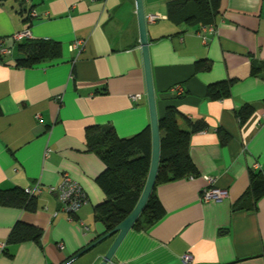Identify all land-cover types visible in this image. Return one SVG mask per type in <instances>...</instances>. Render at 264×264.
<instances>
[{
	"label": "crops",
	"instance_id": "0c3cea01",
	"mask_svg": "<svg viewBox=\"0 0 264 264\" xmlns=\"http://www.w3.org/2000/svg\"><path fill=\"white\" fill-rule=\"evenodd\" d=\"M169 1L143 0L156 109L159 117L173 107L185 130L205 123L189 138L197 175L158 184L163 215L132 227L107 264H264V196L245 194L251 171L264 174V69L252 72L264 62V0H219L205 42L201 22L168 18ZM18 2L0 0V190L39 183L41 191L33 211L0 204V264H99L114 236L68 261L105 231L94 213L105 165L87 149L85 130L111 125L130 137L150 123L135 0ZM30 9L36 15L27 21ZM25 27L28 40L58 41L59 56L18 66L27 40L12 35ZM225 80H233L229 95L209 98L208 85ZM244 106L251 109L241 119ZM64 175L87 195L72 214L47 189ZM209 186L227 195L203 200ZM239 200L253 205L234 207ZM17 221L39 227L40 239L9 243Z\"/></svg>",
	"mask_w": 264,
	"mask_h": 264
},
{
	"label": "trees",
	"instance_id": "16d2710c",
	"mask_svg": "<svg viewBox=\"0 0 264 264\" xmlns=\"http://www.w3.org/2000/svg\"><path fill=\"white\" fill-rule=\"evenodd\" d=\"M15 1L22 3V0ZM218 7L219 0H170L167 3V16L177 22L207 24L214 22ZM26 20L28 21V16ZM26 40L27 42L19 44L24 56L17 59L18 66L30 67L40 61L57 58L60 54L61 45L58 41ZM208 67L209 63L196 64L197 69ZM261 69H264V62L252 65V72ZM232 82L233 80H225L208 85L207 96L212 99L228 96ZM250 109L249 106H244L238 111L241 119L249 114ZM177 116V111L169 106L158 117L160 157L157 175L151 194L132 226L134 228L145 229L163 215V207L155 193L158 184L197 175L189 153V138L192 132L203 129L205 123H190L191 129L185 130L179 127ZM219 135L223 141L228 139L225 132L219 131ZM85 138L87 149L94 152L105 165V169L95 179L104 193V199L94 206V213L95 218L103 223L106 233L133 210L142 192L150 165V126L130 137H119L111 125L89 126L85 130ZM248 193L251 194L253 202L264 196V174L260 171H251L245 191V194ZM0 204L23 207L31 211L36 208L35 197L28 196L19 187L0 190ZM252 205L251 201L239 200L234 207L250 208ZM41 233L39 227L17 221L7 240L9 243L38 241Z\"/></svg>",
	"mask_w": 264,
	"mask_h": 264
},
{
	"label": "water",
	"instance_id": "95a60500",
	"mask_svg": "<svg viewBox=\"0 0 264 264\" xmlns=\"http://www.w3.org/2000/svg\"><path fill=\"white\" fill-rule=\"evenodd\" d=\"M135 7L139 30V43L141 46L143 67L145 72L146 96L150 114L149 126L151 132V155L147 178L133 210L118 225H116L114 228L107 231L106 233L102 234L97 239L85 246L83 249L75 253L68 261L77 258L78 256L90 250L105 239L114 236L111 245L103 255L102 260L99 262V264H107L111 260L115 250L117 249L124 236L132 228L133 224L137 220L155 184L160 157V134L158 127V115L156 109L153 81L151 76V66L149 60V39L146 28L147 21L143 8V0H135Z\"/></svg>",
	"mask_w": 264,
	"mask_h": 264
},
{
	"label": "built area",
	"instance_id": "2783aa9c",
	"mask_svg": "<svg viewBox=\"0 0 264 264\" xmlns=\"http://www.w3.org/2000/svg\"><path fill=\"white\" fill-rule=\"evenodd\" d=\"M36 13L34 9H30L28 12V21L35 16ZM149 20L156 21L161 18L158 14L150 15ZM213 24L204 25L200 24L199 29L197 31L198 36L201 37L202 41H206L205 32L213 31ZM30 31L28 27H25L23 30L17 31L13 33L12 37L15 41H22L24 39L30 38ZM79 41L71 44V47H77ZM175 93L180 94L182 92V88L179 85H175L174 87ZM138 95H135L134 98H138ZM206 181L211 184L212 179L210 177H206ZM49 192H53L57 195L59 202L62 208L68 213L72 214L77 211L87 200V195L82 187L74 180H72L68 175H64L63 180L57 185H51L48 188ZM24 193L28 196H35L37 193L41 191V186L39 183H35L31 187H26L23 189ZM227 195V191L225 189H220L216 187H205L201 193V198L203 200H216L221 199ZM184 260L186 263L189 262L190 256L185 255Z\"/></svg>",
	"mask_w": 264,
	"mask_h": 264
}]
</instances>
